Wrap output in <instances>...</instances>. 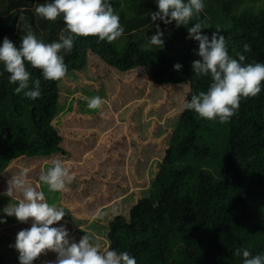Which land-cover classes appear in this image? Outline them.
<instances>
[{"label":"trees","instance_id":"16d2710c","mask_svg":"<svg viewBox=\"0 0 264 264\" xmlns=\"http://www.w3.org/2000/svg\"><path fill=\"white\" fill-rule=\"evenodd\" d=\"M48 2L51 0H0V46L5 37L20 46L26 34L23 22L19 23L21 12L38 38L58 42L61 30L66 29L62 15L49 21L34 11ZM111 3L124 28L122 36L112 43L96 36L77 37L72 52L61 53L68 68L65 78L85 69L94 57L114 68L120 83L143 69L149 73L145 85H188L187 103L193 94L208 90L210 76H197L192 68V62L201 59L196 54L199 42L188 38L195 19L179 27L175 21L167 25L159 19L153 22L151 13L159 10L156 0ZM203 3V34L211 37L219 28L232 58L243 54L242 64L264 63V0L256 5L253 0ZM157 24L164 33V47L145 50ZM180 41L182 47L174 49L173 43ZM245 44L250 51L244 50ZM176 63L182 65L181 70H174ZM25 64L31 79L41 81V95L35 100L15 93L18 85L10 83V74L0 61L1 178L17 162L35 168L43 160L70 155L52 124L59 111L61 80H45L40 69ZM149 158L138 160L135 170L139 175L133 186L141 184ZM39 170L33 171L39 174ZM100 180H93L94 184ZM121 193L117 204L125 205L124 212L114 213L115 207H109L106 213L111 217L100 214L98 222L103 219L105 223L106 249L128 252L137 264H243L242 254L234 253L244 248L252 255H264V85L256 97L242 98L239 111L226 123L201 118L184 107L148 187L127 198H121ZM25 224L30 228L31 218ZM57 224L69 226L63 219ZM14 245L11 248L16 253ZM51 255L55 262L57 253L51 251ZM36 260L33 264H42ZM0 264H8L1 252Z\"/></svg>","mask_w":264,"mask_h":264},{"label":"clouds","instance_id":"9594fccd","mask_svg":"<svg viewBox=\"0 0 264 264\" xmlns=\"http://www.w3.org/2000/svg\"><path fill=\"white\" fill-rule=\"evenodd\" d=\"M156 2L159 10L151 13L153 22L159 19L167 25L175 21L179 27L189 25L194 19L196 21L188 28V38L199 42L196 54L201 59L194 60L192 68L197 76H210L211 83L206 92L193 94L185 108L194 110L207 120L228 122L239 111L242 98L256 97L261 92L264 85V63L242 64L245 60L243 54H238L239 59L232 58L219 28L212 32L211 37L202 33L201 30L206 28L200 19V13L205 7L203 0ZM34 11L37 17L49 21H56L62 15L66 29L61 30L59 41L45 43L38 38L21 12L19 23L23 22L22 30L26 34L22 35L20 46L17 47L7 37L0 46V61L10 74V83L18 85L14 89L15 93H23L32 100L41 95V81L31 79L25 61L33 68L40 69L45 80L60 81L68 72L61 53L70 54L77 37L96 36L100 41L112 43L124 32L111 0H51L37 5ZM156 29L145 50L150 51L152 46L164 47V33L158 24ZM244 50L250 51L249 45L245 44ZM181 69L180 63L174 65V70ZM86 99L89 109H101L104 105L100 96ZM51 163L52 166L46 172H41L39 180L47 185L50 192H64L75 177L62 160L53 159ZM30 171L29 167H22L8 181L7 191L3 193L10 198L17 194L22 197L17 203L3 209L7 216H15L22 223H27L31 218V227L20 230L16 236L14 247L19 252L20 264H33L41 254L48 251L57 253L54 264H137L128 252L102 250L99 244L91 242L88 234L79 242H74L70 241L66 227H53L64 218L66 212L61 207L47 203L44 192L37 190L38 185L34 187L28 182ZM0 222L6 223V220ZM234 254H242L243 264H264V255H252L247 248L237 249Z\"/></svg>","mask_w":264,"mask_h":264},{"label":"rangeland","instance_id":"374dc122","mask_svg":"<svg viewBox=\"0 0 264 264\" xmlns=\"http://www.w3.org/2000/svg\"><path fill=\"white\" fill-rule=\"evenodd\" d=\"M259 2L253 0L255 5ZM181 41L173 43L172 47H182ZM148 74L141 69L120 83L121 78L114 68L91 57L85 69L70 73L61 80L59 111L52 124L63 136L62 146L70 154L59 159L70 167L75 179L66 191L50 192L39 176L52 166V161L43 160L37 164L40 167L34 164L36 169L40 168V173L33 171L34 167L30 168L31 177L27 180L34 182V187L38 185L37 190L44 192L47 203L64 209L63 220L69 223L64 227L69 232L70 241L79 242L88 234L91 242L99 244L102 250L106 249L105 223L103 219L98 222L97 216L104 214L110 218L111 215L106 213L109 207H115L114 213L124 212L125 205L117 204L120 200L118 192H122L121 198H127L135 190H145L159 169L177 118L187 103L189 86L145 85ZM95 96L104 100L101 109L87 107L86 98ZM148 155V167L142 181L140 179L141 184L133 186L139 175L135 170L137 162L139 159L144 162ZM24 166L25 163L17 162L2 175L5 179L0 177V182L3 180L0 183V220H6V223L0 222V252L4 253L8 264H20L11 246L15 244L17 232L26 228V224L3 212L5 207L17 203L22 197L17 194L10 198L3 193L7 191L11 177ZM98 178L100 184H94L93 180ZM144 179L148 184H143ZM40 259L42 264L50 262L51 251L42 254Z\"/></svg>","mask_w":264,"mask_h":264},{"label":"crops","instance_id":"0c3cea01","mask_svg":"<svg viewBox=\"0 0 264 264\" xmlns=\"http://www.w3.org/2000/svg\"><path fill=\"white\" fill-rule=\"evenodd\" d=\"M76 229H77V228H76ZM14 254H15L17 257H19V252H16V253H14ZM41 255H42V254H41ZM51 256H52V255H51ZM37 260H38V261H41L40 257H39ZM37 260H36V261H37ZM53 260H54V258H52V260H51L50 262L53 263V262H54ZM50 262H48V263H50ZM46 263H47V262H46Z\"/></svg>","mask_w":264,"mask_h":264}]
</instances>
